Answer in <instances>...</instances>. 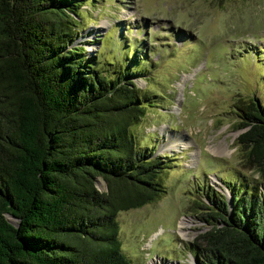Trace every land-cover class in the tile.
I'll list each match as a JSON object with an SVG mask.
<instances>
[{
	"label": "trees",
	"instance_id": "trees-1",
	"mask_svg": "<svg viewBox=\"0 0 264 264\" xmlns=\"http://www.w3.org/2000/svg\"><path fill=\"white\" fill-rule=\"evenodd\" d=\"M81 1L0 0V264H131L116 213L164 191L163 161L130 133L149 59L123 36L112 60L86 57L72 45ZM234 107L240 158L262 179L205 190L192 264H264V105Z\"/></svg>",
	"mask_w": 264,
	"mask_h": 264
},
{
	"label": "rangeland",
	"instance_id": "rangeland-1",
	"mask_svg": "<svg viewBox=\"0 0 264 264\" xmlns=\"http://www.w3.org/2000/svg\"><path fill=\"white\" fill-rule=\"evenodd\" d=\"M81 2L72 45L86 57L112 60L123 36L149 59L145 78L132 79L147 106L130 133L163 161L164 191L116 213L120 251L131 264H192L190 241L208 228L205 190L229 197L232 181L240 190L262 179L240 158L234 105H264V0Z\"/></svg>",
	"mask_w": 264,
	"mask_h": 264
},
{
	"label": "water",
	"instance_id": "water-1",
	"mask_svg": "<svg viewBox=\"0 0 264 264\" xmlns=\"http://www.w3.org/2000/svg\"><path fill=\"white\" fill-rule=\"evenodd\" d=\"M97 181H98V179H97ZM230 201H231V200H230V198H229V203H230ZM8 218H9V217H8ZM9 221L13 222L10 218H9Z\"/></svg>",
	"mask_w": 264,
	"mask_h": 264
}]
</instances>
